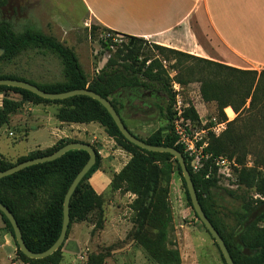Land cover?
<instances>
[{"label": "rangeland", "instance_id": "rangeland-1", "mask_svg": "<svg viewBox=\"0 0 264 264\" xmlns=\"http://www.w3.org/2000/svg\"><path fill=\"white\" fill-rule=\"evenodd\" d=\"M1 15L11 20L17 30L29 24L56 36L73 48L88 79L95 77L110 57L111 53L103 46V41L108 40L113 49L133 46L129 38L110 32L88 16L80 0H5ZM155 44L168 47L145 39L144 42H140L139 50L161 60L175 94L174 103L179 96L187 108L193 106L199 115L195 121H198V126L207 130L206 136L210 147L220 145L222 153L232 157L236 162L233 177L230 180H221L217 187L210 190L206 201L219 228L230 239L229 235L237 224L241 200L231 197L228 191H237L238 194L243 192L238 189L235 182L236 171L241 168H253L264 175V103L249 110V99L239 111L232 106L226 107L227 110L224 108L223 116L217 102H207L203 99L202 79L211 77L212 81L222 88L223 83L219 79L223 77L231 85L227 91L229 100L241 103V98L232 91L237 89L236 83L239 82L242 83L241 93H245L250 85V75L237 74L229 69L221 74L214 65L206 67L207 65L199 58L162 50ZM0 73L24 77L41 85L65 80L61 59L50 50L36 47L23 50L11 60L1 61ZM215 73H219L217 77ZM174 85H177V88ZM128 96L129 94H122L120 97L125 105L129 101ZM0 100V108H3L4 94L1 92ZM147 100L152 103L148 109L134 105L121 109L131 130L142 139H147L166 123L159 108L154 106L155 102L165 105V96L154 93V97L149 96ZM55 107L52 104L48 110L54 114ZM21 108L10 115L7 123L0 126V158L6 162L16 161L7 157V154L13 156L23 153L29 148H34L36 141L49 140L51 137L46 127L33 132L28 140H22L24 130L22 125L27 112ZM227 111L231 115L228 122ZM214 119L218 122H227L225 129L218 135L212 130ZM3 126H8L14 133H9L10 130L6 128H4L6 132H2ZM72 131L73 129L68 131L69 136L72 135ZM104 131L106 132L105 129ZM11 137H15L17 142L15 145L9 142L8 138ZM216 138L218 140H215ZM8 142L10 145H7ZM91 144L98 149L103 147L99 139ZM117 148L120 150L115 153L113 150ZM100 154L101 166H105L107 171H112L113 176L117 174L115 171L122 170L132 156L129 151L119 146L116 140L108 155L104 152ZM189 162L191 164L190 159ZM155 164L161 170L160 180L149 217L145 221L144 232L138 236L141 221L133 208L135 194L132 193L134 197L132 200V195L128 196L124 189L119 192L110 190L106 196L97 194L96 208L88 218L72 222L68 241L71 239V243L74 244L72 246L67 244L69 245L67 256H63L59 264H162L166 259H176L174 252H178L180 256V263L177 264H225L215 240L195 215V210L188 201L183 175L174 158L163 157L155 161ZM15 257L13 260H18L19 264H29L20 259L17 252Z\"/></svg>", "mask_w": 264, "mask_h": 264}, {"label": "trees", "instance_id": "trees-1", "mask_svg": "<svg viewBox=\"0 0 264 264\" xmlns=\"http://www.w3.org/2000/svg\"><path fill=\"white\" fill-rule=\"evenodd\" d=\"M4 4L5 0H0V50H3L0 62L11 60L30 47L47 49L61 59L64 65L65 80L41 85L24 77L11 74L0 73V77L26 80L43 90L55 93L88 88L111 101L125 125L134 135L136 134L127 124L121 109L124 107L130 108L131 105L139 108L147 107L145 109H148V107L152 106V103L146 99L143 102L145 105L142 106L139 103L140 100L138 101L136 97L154 93L163 94L166 98V104L162 105L159 102H155L154 106L156 105L162 113L166 122L165 125L150 134L147 139L136 136L149 144L170 146L181 151L195 183L201 205L225 240L235 264H264V175L253 168H241L236 171L235 182L238 189L243 190V192L238 194L237 191H228L231 197L241 200L240 210L237 214V224L229 235L230 239H228L219 228L206 205L210 190L217 187L223 178L218 177L217 168L213 165L209 178L205 176L210 166H205L199 172L192 170L188 156L184 152V147L177 143V136L173 130L174 111L172 107L175 94L171 87L170 79L159 58L140 52V42H144L145 39L122 34L124 37L129 38L133 44L132 47L128 45L125 49L123 47L113 49L108 40L103 41V46L111 53L110 57L99 73L92 79H88L73 48L56 36L47 34L29 24L24 26L23 29L17 30L11 20L2 17L1 8ZM155 46L162 50L166 49L177 54L199 58L207 65L206 67L214 65L221 74L229 69L237 74L250 75V85L245 93H241L242 83L239 82L236 83L237 89L232 91L233 94L241 98V103L229 100L227 91L231 85L223 77L219 79L223 83L222 88H219L211 77L202 79L201 94L203 99L207 102H217L219 111L223 116L224 108L232 106L236 111H239L249 99V110H253L264 103V69L260 73L257 70H242L177 49L157 44ZM215 74L217 77L219 73ZM0 92L4 94L3 108H0V126L7 123L10 115L18 111L25 101L37 104H56L58 105L56 117L59 121L65 123L97 122L104 127L109 136L116 140L119 146L131 153L130 160L120 172L113 176L111 182L114 190L124 189L136 195L133 201V208L140 217L141 222L138 230V236H140L145 230V221L149 217L152 202L158 191L161 170L155 164V161L163 157L174 158L178 169L182 172L176 158L170 153L146 150L128 141L119 130L108 110L99 101L90 96L74 95L64 99L50 100L40 97L29 90L8 85H0ZM9 94L14 96L11 97ZM122 94H129L127 105L121 102L120 97H122ZM185 116L193 120H197L199 117L193 106L186 109ZM215 140L218 139L216 138ZM72 141L79 140L61 139L56 145L45 151L38 150L28 155H22L14 162H6L0 158V171L27 159L51 154ZM94 148L97 152L96 162L78 184L71 197L70 223L67 237L61 247L52 255L35 259L23 254L19 249L11 222L0 211L6 227L14 237L17 255L23 261L29 264H59L63 258V248L69 237L72 222L86 220L90 213L95 210L98 195L89 180L92 174L101 167L102 158L99 149L96 146ZM210 150L215 155H223L232 159V157L222 153L223 149L220 145L211 146ZM88 159L89 153L87 151L80 149L70 150L55 160L34 164L0 178V201L15 215L24 241L33 252H41L48 249L59 237L63 224V204L66 192ZM182 179L188 201L192 206L185 180L183 177ZM195 215L197 216L196 212ZM174 257L176 259H166L162 264L180 263L178 252H174Z\"/></svg>", "mask_w": 264, "mask_h": 264}, {"label": "crops", "instance_id": "crops-1", "mask_svg": "<svg viewBox=\"0 0 264 264\" xmlns=\"http://www.w3.org/2000/svg\"><path fill=\"white\" fill-rule=\"evenodd\" d=\"M88 14L110 32L150 39L173 49L202 58L222 62L242 70L264 69V0H80ZM158 100V98H157ZM52 104L25 101L22 110L27 112L23 122V139L33 132L48 127L49 140L36 141L34 148L10 156L17 159L34 151H45L63 138L93 143L101 140L99 152L108 155L115 140L108 136L97 122L65 123L48 110ZM15 113V112H14ZM12 133L8 126L2 132ZM73 129L69 136V130ZM14 133V132H13ZM64 136V137H63ZM10 139L11 145L17 142ZM7 145H10V143ZM114 149L113 151H119ZM112 166L114 165L111 163ZM109 167V165L107 166ZM118 173L119 171H115ZM113 172L101 166L90 183L98 195L113 191ZM121 189H117L119 192ZM128 196L133 194L126 192ZM71 239H67L63 256H67ZM17 246L10 230L0 215V264H19L15 255ZM18 259V258H17Z\"/></svg>", "mask_w": 264, "mask_h": 264}, {"label": "water", "instance_id": "water-1", "mask_svg": "<svg viewBox=\"0 0 264 264\" xmlns=\"http://www.w3.org/2000/svg\"><path fill=\"white\" fill-rule=\"evenodd\" d=\"M3 54V50H0V56ZM0 85H8V86H13V87H19L23 88L26 90H29L36 95L43 97L45 99H50V100H58V99H64L68 98L74 95H87L90 96L97 101H99L110 113V115L113 117L114 121L116 122L119 130L121 133L125 136V138L130 141L131 143L137 145L140 148L150 150V151H155V152H164V153H170L173 155L176 160L178 161L183 178L186 183V187L188 190V194L190 196L191 202L193 209L195 210L197 216L199 219L202 221L203 225L207 229V231L211 234L215 242L217 243L223 258L226 262V264H235L232 255L225 243V240L221 236L220 232L217 230V228L214 226V224L211 222L207 214L205 213L201 202L199 200L198 192L195 186V183L193 181L192 175L187 167L185 157L181 151H179L177 148L170 147V146H164V145H152L147 143L146 141L140 139L136 135H134L128 127L125 125L123 122L122 118L114 108L113 104L111 101L102 95L88 89V88H80V89H73L69 91H64V92H49L46 90L41 89L37 85L26 81V80H21V79H15V78H2L0 77ZM75 149H80V150H85L89 153V159L85 163V165L82 167V169L77 173L75 178L73 179L71 185L69 186L65 198H64V204H63V224H62V229L60 232L59 237L57 240L54 242L52 246H50L48 249L41 251V252H33L30 250L23 238V234L21 231V228L19 226V223L13 214V212L0 201V211L6 215V217L9 219V221L12 224L14 234L16 237V241L18 243L19 249L23 254L30 258H35V259H41L48 257L52 255L55 251H57L61 245L64 243L67 233H68V228H69V223H70V201L73 193L75 192L78 184L81 182V180L84 178V176L87 174V172L91 169V167L95 164L96 159H97V152L94 146L90 143L83 142V141H72L69 142L62 147H60L58 150L55 152L44 155L41 157H36V158H31L27 159L25 161H22L20 163H17L10 168L0 171V178L11 175L21 169H24L28 166L38 164V163H43L47 161H52L63 154H65L67 151L70 150H75Z\"/></svg>", "mask_w": 264, "mask_h": 264}, {"label": "built area", "instance_id": "built-area-1", "mask_svg": "<svg viewBox=\"0 0 264 264\" xmlns=\"http://www.w3.org/2000/svg\"><path fill=\"white\" fill-rule=\"evenodd\" d=\"M111 35L109 34L108 37ZM177 88V85H174ZM1 103V100H0ZM186 105L183 104L179 96L174 103V118L172 121L173 130L177 136V142L184 147V152L191 161L192 170L199 172L205 166H210L206 174V178L211 176L212 165L217 168L218 177L229 180L233 177V167L236 162L233 159L223 155H215L210 150V144L206 136L207 130L198 126V121L185 116ZM227 110V108H226ZM229 119L231 115L227 111ZM225 121H216L214 119L213 132L218 135L220 131L225 129Z\"/></svg>", "mask_w": 264, "mask_h": 264}, {"label": "flooded vegetation", "instance_id": "flooded-vegetation-1", "mask_svg": "<svg viewBox=\"0 0 264 264\" xmlns=\"http://www.w3.org/2000/svg\"><path fill=\"white\" fill-rule=\"evenodd\" d=\"M149 96H150V98H153L154 97V94H150V95H143L142 97H136L137 99H138V101H139V103L142 105V106H144L145 104L143 103L144 102V100H146V99H149ZM132 98V97H131Z\"/></svg>", "mask_w": 264, "mask_h": 264}, {"label": "bare ground", "instance_id": "bare-ground-1", "mask_svg": "<svg viewBox=\"0 0 264 264\" xmlns=\"http://www.w3.org/2000/svg\"><path fill=\"white\" fill-rule=\"evenodd\" d=\"M230 113H232L231 110H230Z\"/></svg>", "mask_w": 264, "mask_h": 264}]
</instances>
